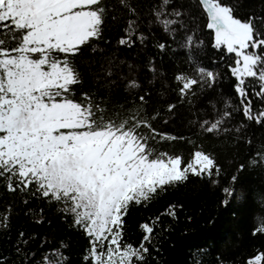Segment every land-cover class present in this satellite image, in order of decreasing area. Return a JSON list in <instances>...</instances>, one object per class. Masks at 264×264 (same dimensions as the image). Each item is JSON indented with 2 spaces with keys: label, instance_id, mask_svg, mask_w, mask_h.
<instances>
[{
  "label": "snow or ice",
  "instance_id": "obj_1",
  "mask_svg": "<svg viewBox=\"0 0 264 264\" xmlns=\"http://www.w3.org/2000/svg\"><path fill=\"white\" fill-rule=\"evenodd\" d=\"M243 0H0V186L48 204H56L71 227L82 231L89 246L84 264H146L154 228L160 217L139 225L140 243L125 240V217L132 206L147 207L169 187L191 177L208 179L219 185L223 174L213 155L194 142L186 156L177 150H161L159 145L184 141L170 133L158 132L153 123L160 111L148 113L146 99L138 95L141 83L133 73L134 64L120 60L100 47L105 21L117 20V9L126 13L123 35L117 47L145 46L152 29H158L173 42L192 53L188 62L194 75L173 76V91L181 101L195 97V87H212L219 74L201 66L197 54L205 41L223 51L232 63L238 105L224 101L225 110L215 119H203L198 127L208 135L229 133L226 122L233 111L243 112L245 121L264 124V14L237 13ZM195 5V13L193 11ZM146 8V13L138 9ZM194 25V26H193ZM144 26L145 30H141ZM150 26V27H149ZM105 44L110 41H104ZM161 52L167 45L155 44ZM87 49L97 58L95 81L100 91L124 95L125 103L111 106L96 93L80 91L82 72L77 57ZM115 50H113L114 52ZM223 58V57H222ZM95 67V65L93 66ZM148 71H157L149 61ZM251 90V99L249 98ZM253 100L258 101L254 107ZM190 103V101H189ZM215 108V106H212ZM175 104L167 106L172 114ZM167 124L168 119L163 118ZM246 125L241 122L235 132ZM247 143L250 145L251 140ZM264 166V143L249 159L248 167ZM245 170L240 164L237 173ZM233 174L221 189L227 207L236 198ZM27 205L29 200L25 198ZM264 210V193L257 198ZM175 205L162 215L175 216ZM43 208L39 210L43 215ZM33 214L29 209L26 215ZM11 206L0 213V227L7 228ZM252 234H264V216L256 215ZM36 223H43L42 219ZM20 232L19 245L27 244ZM64 241L42 257L41 264H66L61 249ZM0 264L3 259L0 258ZM193 264H200L193 259ZM218 264H224L218 261ZM246 264H264V252L247 259Z\"/></svg>",
  "mask_w": 264,
  "mask_h": 264
},
{
  "label": "trees",
  "instance_id": "obj_2",
  "mask_svg": "<svg viewBox=\"0 0 264 264\" xmlns=\"http://www.w3.org/2000/svg\"><path fill=\"white\" fill-rule=\"evenodd\" d=\"M106 3L114 4L115 0H106ZM138 10L147 11L146 8ZM193 11H196L194 4ZM249 13L264 14V0H243L237 15L246 18ZM113 14L117 15V20L113 22L109 18L105 21L100 47L120 60L135 65L133 75L140 81L141 89L136 93V100L127 102L137 103L138 95L147 90L150 93L146 97L147 112L157 110L161 113V119L155 121L153 126L158 132L185 138L184 141H175L169 147L179 149L186 156L194 147L187 143L191 140L195 146L215 157L223 173L219 177L218 186H214L208 179L190 176L188 181L169 187L166 192L155 197L147 207L132 206L125 217V240L138 245L143 235L139 225L151 223L159 216L153 242L148 245L150 255L146 264H193V259L200 264H218V261L224 264H246L247 259L257 251L264 252V234H252L257 226L256 215L264 216V210L257 203L258 196L264 193V166L248 167L249 159L255 155L258 146L264 143V124L247 122L242 111H233L232 117L225 124L232 129L229 133L208 135L198 127L203 119H215L216 115L228 110L224 105L225 100L231 99L234 106L239 104L234 89L236 80L228 67L232 59L223 51L213 49L211 37L206 31L201 32L205 44L198 51L197 59L201 66L218 73L219 77L212 87L194 86L196 96L181 101L173 91L176 87L173 76L178 73L194 75L192 65L188 62L192 53L180 46L179 38L173 42L158 29H152L153 34L149 35L143 47L139 44L130 49L117 47L116 41L123 35V17L126 13L117 9L115 13H109V16ZM141 30H145L144 26ZM105 40L110 43L105 44ZM157 42L167 45L163 52L155 47ZM76 59L83 78V84L78 86L80 91L96 93L97 99L104 97L111 106L119 107V104L125 103L123 94L112 96L98 89L94 79L98 69L96 57L85 49ZM149 61L154 62L157 69L155 73L148 71ZM249 98H252L251 90ZM258 103L253 100L254 107ZM170 104L176 105L172 114L167 112ZM164 117L168 119L167 124L163 123ZM241 122L246 126L237 133L235 128ZM248 140H251L250 145ZM240 164L245 165V170L237 173ZM233 174L238 176L235 184L236 198L225 207L221 203L225 198L221 189L228 186ZM25 198L29 200L27 205L23 203ZM9 205V225L7 228L0 227V258L3 264H41L43 255L59 248L61 241L67 244L66 248L61 249L67 257L66 264H84L82 257L89 246L88 239L82 231L71 227V217L65 219L56 204H48L19 191L10 193L0 186V213L5 212ZM169 205L176 206L174 217L162 215ZM41 208L44 210L42 216L39 212ZM29 209L34 210L35 215H26ZM39 219L43 223L35 222ZM20 232L25 233L24 239L28 243H21L19 247L22 251L17 253Z\"/></svg>",
  "mask_w": 264,
  "mask_h": 264
},
{
  "label": "rangeland",
  "instance_id": "obj_3",
  "mask_svg": "<svg viewBox=\"0 0 264 264\" xmlns=\"http://www.w3.org/2000/svg\"><path fill=\"white\" fill-rule=\"evenodd\" d=\"M172 144H174V142H173ZM172 144H171V145H172ZM169 146H170L169 144L165 143V144H162V145L159 146V147H160L161 150L172 149V148H170ZM173 150H174V149H173ZM177 151L180 153L179 149H178Z\"/></svg>",
  "mask_w": 264,
  "mask_h": 264
}]
</instances>
